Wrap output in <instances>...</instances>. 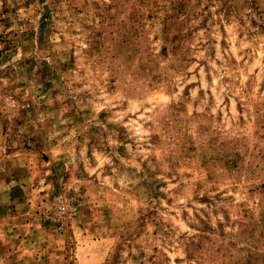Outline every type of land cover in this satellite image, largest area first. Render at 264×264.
Returning a JSON list of instances; mask_svg holds the SVG:
<instances>
[{
	"label": "rangeland",
	"instance_id": "374dc122",
	"mask_svg": "<svg viewBox=\"0 0 264 264\" xmlns=\"http://www.w3.org/2000/svg\"><path fill=\"white\" fill-rule=\"evenodd\" d=\"M28 236L264 264V0H0V240Z\"/></svg>",
	"mask_w": 264,
	"mask_h": 264
},
{
	"label": "crops",
	"instance_id": "0c3cea01",
	"mask_svg": "<svg viewBox=\"0 0 264 264\" xmlns=\"http://www.w3.org/2000/svg\"><path fill=\"white\" fill-rule=\"evenodd\" d=\"M25 227L28 228H23L25 229V232H29V227L31 225H28V223H25ZM19 230V229H18ZM21 231V230H19ZM22 242H28L27 246H28V254H26L24 252V250L20 251V247L19 245L22 244ZM32 240L30 239V237L28 236L26 238H23L19 241L18 245L15 246L16 249H14V247L11 244H1L2 240H0V247L1 248H6L7 250L9 249H13L12 251H14V255L11 254L12 252H8V253H0V264H62V259L59 258L57 252H60L59 248H57L56 244H52V242L50 244H48L47 246V253H49L44 259H41L40 256H38L37 258L32 256V253L30 252L29 246L32 245ZM24 248V246L22 247ZM41 248H43V245L41 246ZM53 254H57V255H53Z\"/></svg>",
	"mask_w": 264,
	"mask_h": 264
}]
</instances>
